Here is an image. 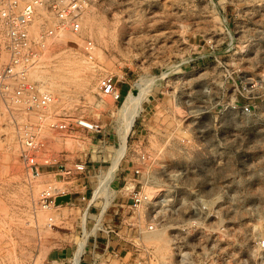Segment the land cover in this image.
<instances>
[{"label": "rangeland", "instance_id": "374dc122", "mask_svg": "<svg viewBox=\"0 0 264 264\" xmlns=\"http://www.w3.org/2000/svg\"><path fill=\"white\" fill-rule=\"evenodd\" d=\"M87 12L95 21L92 27L83 20L80 35L66 31L50 40L40 70L46 78L57 74L64 86V95L54 94V112H65L71 120L98 123L104 132L73 129L65 134H44L51 153L69 163L88 165L85 178L74 179L67 187L74 201L44 211L38 204L40 193L50 185L63 184L47 169L40 180L32 185L27 182L19 161L18 132L1 117L4 110L0 103V264H73L79 242L88 234L82 264H135L145 257L144 252L131 249L136 243L152 249L151 264H178L168 226L182 225V212L171 224L158 228L168 231L172 252L167 259H161L150 242L154 233L139 234L140 229L127 224L131 216L140 217V226L146 224L145 208L134 214L123 206L128 198L124 188L132 187L130 179L142 152L151 159L141 179L146 190L182 188L185 193L203 190L209 197L224 195L217 223L210 224L214 219L205 221V216L201 220L207 229L202 243L207 247L197 259L190 256L189 262L264 264V254L257 246L264 237V0H89ZM40 20L33 27L35 35L46 27ZM65 34L69 39H64ZM211 37L217 43L216 53L257 86L248 95L253 108L250 117L223 110L217 122L210 117L203 123L218 151L202 155L191 146L183 147L185 135L178 118L182 111L172 98L176 92L193 93L192 102L211 98L202 94L204 71L195 73L208 60L192 63L209 53L204 44ZM86 40L96 45L94 61L82 52ZM110 75L122 90L121 102L100 93V80ZM137 83L146 88V94L138 101V116L116 171L118 184H112L111 190L94 202L84 229L87 202H81L79 196L85 193L89 200L100 187L102 176L109 173L115 151L121 147L125 98L130 92L138 94ZM150 94L156 101H149ZM108 198L112 202L106 219L98 223ZM110 231L119 234L125 246L119 256L108 247L109 235L115 242L120 240ZM58 255L69 258L58 260Z\"/></svg>", "mask_w": 264, "mask_h": 264}, {"label": "built area", "instance_id": "2783aa9c", "mask_svg": "<svg viewBox=\"0 0 264 264\" xmlns=\"http://www.w3.org/2000/svg\"><path fill=\"white\" fill-rule=\"evenodd\" d=\"M88 9L89 0H0V103L4 110L1 117L13 123L18 132L19 161L27 182L32 185L40 180L47 169L51 170L63 184L50 185L40 193L38 204L44 211L56 209L59 206L56 201L60 197L70 195L72 203L74 194L68 191L67 187L72 180L85 178L88 171L86 162L69 163L63 157L51 153L44 134L47 131L65 134L73 129H83L97 134L104 132L98 123L83 118L71 120L65 113L54 112L52 109L57 103L55 95L36 77L46 57L50 40L56 39L60 33L66 31L80 35L82 21ZM38 19L44 20L46 27L40 34L35 35L33 27ZM204 47L209 49V53L199 55L192 63H195V60L201 63L208 60L207 64L205 62L202 67L195 69V73L204 71L202 82L205 87L202 94L211 98L192 102L193 93L185 96L176 92L172 99L174 106L178 104L177 108L182 111L178 118L185 135L182 140L183 147L187 149L186 147L191 146L202 155L208 153L211 155L218 151L214 148L216 141L208 136L210 131L209 134L205 131L203 123L210 117H214L213 120L217 122L223 110H231L243 117H250L253 108L248 95L257 84L245 74H240L241 70L231 67L219 53H216L217 43L214 37L205 41ZM95 51V43L86 40L82 52L87 60L94 61ZM235 73L238 74L237 78L232 76ZM99 89L102 96L110 97L116 103L123 100L118 82L111 75L100 80ZM155 95L150 94L149 99L150 97L152 99L149 101H156ZM186 122L190 124L184 125ZM222 154L223 152L220 153ZM150 160L143 152L138 155V166L134 168L130 179L132 187L124 188L128 198L126 203H123V206L134 214L145 208L146 224L144 227L140 226V217L131 216V221L127 223L128 227L140 229L139 234H151L162 230L158 228L169 225L171 219H175L174 217L182 212V225L168 226L177 263L199 264L195 261L189 262L188 259L190 256L197 259L203 253L202 248L207 247V244L202 243L203 234L207 229L203 227L204 222L201 220L205 216V221L214 219L210 224L217 223L215 219L217 220L220 214L218 205L223 201L224 195L209 197L207 192L202 193L203 190L185 193L182 188L179 191L162 188L150 192L141 181L144 169L150 167ZM220 160L223 161V157ZM116 178L112 181L111 187L114 183L118 184ZM96 191L93 190L89 200L85 193L79 196L81 202H87L85 207L87 215L91 212L94 202L101 198L93 201ZM118 214L119 211L115 213ZM49 221L52 222L53 218ZM223 230L225 229H221ZM111 233L122 240L115 231H110L109 234ZM133 246L131 249L136 253L144 252L145 255L135 264H151L152 249L142 243ZM257 246L264 254V237L258 241ZM116 255L119 256V253ZM43 264L62 263L47 261Z\"/></svg>", "mask_w": 264, "mask_h": 264}, {"label": "bare ground", "instance_id": "6f19581e", "mask_svg": "<svg viewBox=\"0 0 264 264\" xmlns=\"http://www.w3.org/2000/svg\"><path fill=\"white\" fill-rule=\"evenodd\" d=\"M89 13V12H87ZM87 15V14H86ZM90 15V13H89ZM87 15V18H83V20H85L86 22L84 24H86V26L88 25L89 27H92L93 23L95 22L94 19H92L91 16ZM40 20V19H39ZM37 20V21H39ZM36 21V22H37ZM41 23L43 22L42 20H40ZM94 21V22H93ZM40 25L41 23L38 22ZM45 23V22H44ZM37 24V23H36ZM35 24V25H36ZM97 26V25H96ZM96 28V27H95ZM94 29V28H92ZM61 34V33H60ZM64 36V39H66L69 35ZM62 37V36H61ZM66 37V38H65ZM70 37V36H69ZM63 38V37H62ZM72 38V37H71ZM70 38V39H71ZM69 39V38H67ZM181 69V68H180ZM42 73L41 74H36L37 75V78L38 80H40L41 82H43V84L45 85V88L47 90H49L52 94H59L60 96L61 95H64L63 94V91L64 90V86L63 84L60 82L59 80V76L57 74L53 75L52 73H50V77L48 76V78L44 77L46 75H43L45 72L40 70ZM39 71V72H40ZM182 71V70H180ZM179 71V72H180ZM185 73V72H184ZM48 74V73H47ZM53 75V76H52ZM165 75V74H164ZM177 76V75H176ZM164 78V76L162 77ZM135 89L138 90V94H134L133 92H130V94L125 98V102H124V107H123V113H122V127L120 129V139H121V147L115 151V158L112 162V167L110 168L109 170V173L106 174V175H103L102 176V182L100 184V187L98 188V190L96 191V195L93 199V201H95L98 197H100V195H102L104 193V191H107V190H111V183L112 181L116 178L117 176V170H118V167H119V164H120V161L122 160V157L125 153V149H126V146H127V138H128V135L132 129V127L134 126V123H135V120L138 116V112H139V109H140V106L138 108V101L140 99V97H142L143 95L146 94V88L144 86H142L141 84L137 83L135 85ZM58 97V95H57ZM65 98V97H64ZM101 101V100H100ZM100 103V102H99ZM66 105V104H65ZM65 107V106H64ZM135 107V108H134ZM61 110V109H60ZM58 112V111H57ZM56 112V113H57ZM60 112V111H59ZM58 112V113H59ZM62 112V111H61ZM65 113V112H64ZM60 114V113H59ZM156 143V142H155ZM154 143V144H155ZM156 147V146H155ZM113 155V156H114ZM117 171V172H116ZM115 173H116V176H115ZM111 200L108 198L107 201H106V204L104 203L103 207H102V210L101 212L99 213V217H98V223H101L103 222L105 219H106V216H107V212H108V209L110 207V204H111ZM61 205H59L58 207H61ZM57 207V208H58ZM86 219H87V213L84 215L83 217V228L86 229ZM97 226V225H96ZM83 229V230H84ZM88 230V229H87ZM89 231V230H88ZM95 231V230H94ZM90 232V231H89ZM88 232V233H89ZM167 230L163 229V230H157L156 232H154V235L152 236V239L150 240V242L153 241L154 245L156 246L155 248H157V253H159L160 255V258L161 259H167L170 255H171V248H170V240L168 239L167 237ZM93 233V232H92ZM86 234V233H85ZM84 234V235H85ZM88 237H89V234L87 236H85L84 239H82L80 242H79V245H78V250L76 252V255H75V258H74V263L73 264H81V261H82V256L83 254L85 253V248L87 246V242H88ZM151 238V236H150ZM152 243V244H153ZM158 255V256H159ZM170 259V258H169ZM164 261V260H163ZM168 261V260H167ZM166 263V262H165ZM164 263V264H165ZM168 263V262H167ZM162 264V263H161Z\"/></svg>", "mask_w": 264, "mask_h": 264}, {"label": "crops", "instance_id": "0c3cea01", "mask_svg": "<svg viewBox=\"0 0 264 264\" xmlns=\"http://www.w3.org/2000/svg\"><path fill=\"white\" fill-rule=\"evenodd\" d=\"M120 91L122 92V90H120ZM108 246H109V248H113V251L115 253H121L122 251L125 250V246L123 245L122 241L118 239V241L115 242V240H113V235H110V240H109ZM68 258H69V256L64 257V256L58 255V260L67 261ZM81 264H82V262H81Z\"/></svg>", "mask_w": 264, "mask_h": 264}, {"label": "water", "instance_id": "95a60500", "mask_svg": "<svg viewBox=\"0 0 264 264\" xmlns=\"http://www.w3.org/2000/svg\"><path fill=\"white\" fill-rule=\"evenodd\" d=\"M71 196L70 195H68V196H65V197H60V198H58L57 199V201H56V204L57 205H66V204H70L71 203Z\"/></svg>", "mask_w": 264, "mask_h": 264}]
</instances>
